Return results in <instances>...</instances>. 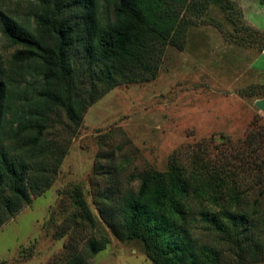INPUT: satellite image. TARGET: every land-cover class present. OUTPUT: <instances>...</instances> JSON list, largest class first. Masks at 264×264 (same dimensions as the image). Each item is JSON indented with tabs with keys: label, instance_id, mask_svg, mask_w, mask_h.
I'll return each mask as SVG.
<instances>
[{
	"label": "rangeland",
	"instance_id": "1",
	"mask_svg": "<svg viewBox=\"0 0 264 264\" xmlns=\"http://www.w3.org/2000/svg\"><path fill=\"white\" fill-rule=\"evenodd\" d=\"M112 1L100 0L104 22L114 18ZM232 2L229 8L219 0L177 6L176 34L156 52L151 70L136 72L134 82L122 77L87 107L80 125L54 108L38 147L15 146L16 155L43 162L51 183L0 226V264H153L144 242L124 229L125 205L142 176L167 171L179 150L217 159L225 151L247 149L252 173L240 181L241 188L250 190L252 201L262 197L264 117L254 101L264 95V29L248 17L264 25V0ZM0 6L31 28L41 12L38 0H0ZM66 14L82 28L80 10ZM20 48L0 31V80L10 81L16 106L35 101L42 86L39 62H12ZM70 59L76 96L90 101L101 92L94 85L101 66L90 63L80 42ZM251 210L264 213V199ZM93 240L103 248L94 252ZM255 244L258 253L241 256L220 241L228 264H239L240 258L264 264V228Z\"/></svg>",
	"mask_w": 264,
	"mask_h": 264
},
{
	"label": "trees",
	"instance_id": "2",
	"mask_svg": "<svg viewBox=\"0 0 264 264\" xmlns=\"http://www.w3.org/2000/svg\"><path fill=\"white\" fill-rule=\"evenodd\" d=\"M105 1L108 5L113 2ZM219 1L227 8L234 6L232 0ZM38 2L41 12L32 28L0 6V31L21 46L12 62L37 61L42 74L41 89L27 105L16 106L10 81L0 80V226L51 183L42 161L27 160L14 149L29 151L40 145L48 113L54 108L65 110L80 125L87 107L122 77L134 82L136 72L151 70L156 52L176 34L177 6L185 7L189 0H116L114 18L105 22L100 17V0ZM77 10L82 28L66 14ZM76 42L83 45L90 63L101 66L94 84L101 92L90 101L77 98L72 86L75 67L70 56ZM227 145L234 147L231 140ZM246 151H225L213 159L179 150L172 155L167 171L142 176L138 192L126 202L123 226L128 237L144 242L153 264H228L220 247L222 239L241 256L258 253L256 233L264 228V213L251 208L262 202L264 193L252 201L250 190L241 188V182L252 173ZM259 169L263 171L262 166ZM203 234L215 242L203 240ZM90 244L94 252L104 246L94 240ZM239 264L246 262L240 258Z\"/></svg>",
	"mask_w": 264,
	"mask_h": 264
},
{
	"label": "crops",
	"instance_id": "3",
	"mask_svg": "<svg viewBox=\"0 0 264 264\" xmlns=\"http://www.w3.org/2000/svg\"><path fill=\"white\" fill-rule=\"evenodd\" d=\"M248 20L252 25L264 29V25H259L257 19L254 20L253 17H248ZM261 54H264V52H262ZM259 71L263 73L262 70ZM254 106L257 111L264 117V96L256 98L254 101Z\"/></svg>",
	"mask_w": 264,
	"mask_h": 264
}]
</instances>
